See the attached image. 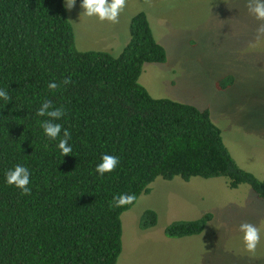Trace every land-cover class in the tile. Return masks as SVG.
<instances>
[{
    "label": "trees",
    "instance_id": "16d2710c",
    "mask_svg": "<svg viewBox=\"0 0 264 264\" xmlns=\"http://www.w3.org/2000/svg\"><path fill=\"white\" fill-rule=\"evenodd\" d=\"M165 58L144 10L130 17L129 39L114 55L77 48L64 0H0V89L12 98H0V264H115L121 213L134 202L114 207L113 198H138L156 176L223 175L264 200V179L237 164L207 108L153 96L139 82L144 62ZM51 81L61 87L49 90ZM232 81L228 74L219 82ZM45 98L66 110L55 123L71 133L69 155L39 124ZM103 154L119 164L101 176ZM18 164L30 171V195L6 182ZM211 217L172 220L164 233H198ZM156 221L146 208L138 225Z\"/></svg>",
    "mask_w": 264,
    "mask_h": 264
},
{
    "label": "rangeland",
    "instance_id": "374dc122",
    "mask_svg": "<svg viewBox=\"0 0 264 264\" xmlns=\"http://www.w3.org/2000/svg\"><path fill=\"white\" fill-rule=\"evenodd\" d=\"M81 4L66 7L77 48L114 55L129 39L130 17L144 10L166 58L144 62L139 82L153 96L207 108L237 164L264 179V36L257 39L264 21L249 14L247 0H127L118 23L84 15ZM228 74L233 81L222 86L219 81ZM146 208L157 212V221L140 228ZM207 211L212 217L200 232L164 233L172 220ZM121 221L115 264H264V200L248 183L230 187L223 175L156 176L149 191L121 213ZM242 222L261 228L254 253L245 248Z\"/></svg>",
    "mask_w": 264,
    "mask_h": 264
},
{
    "label": "clouds",
    "instance_id": "9594fccd",
    "mask_svg": "<svg viewBox=\"0 0 264 264\" xmlns=\"http://www.w3.org/2000/svg\"><path fill=\"white\" fill-rule=\"evenodd\" d=\"M76 0H67L66 7L70 11L75 6ZM127 0H83L81 7L85 10L84 15L88 17L97 16L100 21H109L111 23L119 22V15L126 7ZM247 10L250 15L254 16L259 21H264V0H247ZM264 36V23H261L257 28V39ZM71 78L62 81L63 85L70 84ZM61 87V83L51 81L48 84L49 90L55 91ZM0 98L11 102V96L6 90L0 89ZM66 114L63 107H56L51 100L44 99L41 107L37 110L38 117H47V119L39 121L41 128L47 137L52 140L58 139L57 147L61 150L63 156L69 155L72 152V147L69 145L71 133L63 126L55 121L61 119ZM63 130V137L60 134ZM119 164V158L110 154H103L101 162L96 166L95 171L103 176L107 172H112ZM30 171L23 165H16L13 169L6 172V182L10 186H15L21 189L23 195H30ZM137 197L135 194H119L113 198L114 207H122L132 204ZM239 231L243 234V241L248 252L254 253L261 240V228L250 222H242L239 226Z\"/></svg>",
    "mask_w": 264,
    "mask_h": 264
}]
</instances>
